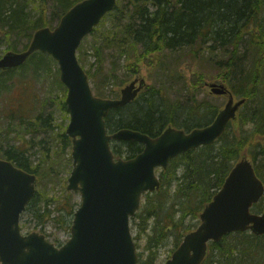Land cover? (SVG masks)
<instances>
[{
  "label": "trees",
  "instance_id": "trees-1",
  "mask_svg": "<svg viewBox=\"0 0 264 264\" xmlns=\"http://www.w3.org/2000/svg\"><path fill=\"white\" fill-rule=\"evenodd\" d=\"M78 2L81 0H52L50 3L48 0H0V46L7 41V50L14 49L12 38L16 36L28 40L27 47L37 29L54 27ZM117 2L116 9L108 13L92 33L98 63L95 70L86 71L98 95L108 97L113 92H107L104 88L108 80L115 76L114 69H106V53L127 60L133 58L134 62L129 63L128 67L137 71V61L142 57L166 50H188L195 57L202 55L206 58L207 66L212 67L199 71L200 79L222 78V83L235 97L246 98L237 119L229 124L221 138L212 145L191 149L172 159L167 170L160 173L161 187L144 195L143 205L132 220L144 217L143 222L146 223L147 219L155 217L156 225L148 236L149 253L146 257L139 254L141 258L138 261L141 264H155L157 247L164 238L174 235L177 238L176 245L181 243L184 231H190L185 225L187 218H199L203 207L220 190L240 157L250 156L257 175L264 180V0ZM31 4L38 12L37 17L27 11ZM109 17L110 27L101 31ZM97 31H101L100 35L95 34ZM52 59L51 55L38 51L24 65L0 71V101L3 109L0 116L4 118L7 113L9 127L15 125L11 119H19L18 125L25 129L23 132L37 126L42 128L49 121L38 115L27 121L23 115H17L9 100L11 97L6 95L28 76L38 75L39 70ZM79 60L84 67L80 56ZM61 85L65 87L64 83ZM190 100V106L182 109L166 91L153 86L130 104L111 110L107 127L110 131L133 128L155 137L169 124L186 130L209 125L220 111L219 105L212 102L198 100L193 96ZM62 106L67 110L64 101ZM182 114L185 116L182 117ZM58 138L62 143L72 146V139L66 131L59 133ZM20 142L7 149L0 145V157L35 173L40 182L49 167L41 163L35 165L26 153L25 144ZM112 149L116 157L124 154L127 159H132L144 150L141 143L133 140L119 143L113 141ZM44 162L48 161L44 159ZM179 167L182 172L178 176ZM175 180L178 183H174ZM173 185L177 186L171 191ZM260 206L256 204L254 211H264ZM27 209L42 224L57 218L68 222L67 216L75 212V207L71 205L67 213L54 216L48 207V197L42 190L37 191ZM143 227L147 229L146 225ZM229 235L209 245L211 253L203 264H255V254L264 251L261 242L264 236L245 232Z\"/></svg>",
  "mask_w": 264,
  "mask_h": 264
},
{
  "label": "water",
  "instance_id": "water-1",
  "mask_svg": "<svg viewBox=\"0 0 264 264\" xmlns=\"http://www.w3.org/2000/svg\"><path fill=\"white\" fill-rule=\"evenodd\" d=\"M116 6L117 0H81L63 15L55 29H38L27 49L7 51L0 58L3 71L25 64L38 50L58 61L71 117L67 134L73 143L74 164L67 189L81 195L71 236L64 245L57 246L39 231L23 234L21 216L36 194L38 176L0 158L1 264H138L131 218L140 209L143 195L161 187L156 169H167L179 154L211 145L222 137L246 101L236 100L224 83L209 82L212 93L228 97L211 124L189 132L170 125L155 137L133 128L109 132V112L135 100L144 80L139 86L138 78L131 81L121 89L119 98L96 96L77 53L85 36ZM112 140L137 141L144 150L132 159H116ZM263 195L264 182L253 162L242 158L203 208L200 225L184 235L166 264H202L208 244L231 232L264 234V212L251 211Z\"/></svg>",
  "mask_w": 264,
  "mask_h": 264
},
{
  "label": "rangeland",
  "instance_id": "rangeland-1",
  "mask_svg": "<svg viewBox=\"0 0 264 264\" xmlns=\"http://www.w3.org/2000/svg\"><path fill=\"white\" fill-rule=\"evenodd\" d=\"M52 0H48L50 3ZM31 16L37 17L38 12L36 8L31 4L27 9ZM58 22L54 25L56 26ZM105 27H102L101 31H105L110 27V17L105 22ZM101 31H97L95 34L100 35ZM99 37V36H98ZM14 49H8L12 51L24 50L28 43V40L13 37ZM8 42L4 41L0 46V58H2L7 50ZM95 37L93 34L86 36L81 46L79 47L78 57L83 60L84 67L87 70H95L98 60L95 56ZM82 52V53H81ZM109 53V52H108ZM106 69H114L115 76L108 80L105 85V91H113L108 97L119 98L121 95L120 89L129 84L132 79L136 77H142L146 80V86L142 90V93L148 92L153 86L160 88L168 93L173 101H177L182 109L190 106L193 96L198 100H206L219 105L220 109L228 101L226 96H217L211 92V88L208 87L209 82H223L222 78H202L199 77V71L207 68L206 58L202 55L195 57L190 51H163V53H153L150 56L142 57L137 61V71L129 69L128 64L134 62L133 58L114 57L106 53ZM92 65V66H91ZM212 68L211 66H209ZM128 69L131 71L128 72ZM209 70V69H208ZM205 70V71H208ZM59 64L54 59L50 60V63L39 70V74L36 76H28L25 81L19 82L14 91H11L6 96H10L9 100L12 101V107L16 109L17 115L21 114L28 121L35 119V116H42L45 119H49L45 122L42 128L37 126L36 128H30V130L23 132L18 125L19 119H11L15 125L8 126L7 120L9 117L7 113L4 118L0 116V145H3V149L9 148L10 145H19L22 141L27 149V155L33 160L34 164H42V166L49 167L48 172L45 173L43 180L38 182V190L44 191L48 197V207L53 211V215L57 216L63 212H68L71 209V205L75 207V211L81 202L80 192H70L67 189L68 179L73 169L72 158V146H68L62 143L59 133L67 130V126L70 122L68 111L62 106L63 101L67 97L66 88L59 83L60 73ZM212 71V70H209ZM20 78V77H19ZM198 78L200 79L197 82ZM61 82V81H60ZM94 93L97 94L96 91ZM235 99H239L235 97ZM1 107V101H0ZM1 114H3L2 107L0 108ZM7 116V117H6ZM49 116H52L51 118ZM185 115L182 114V117ZM8 127V129H7ZM58 138V139H57ZM263 140V138H262ZM117 143V142H116ZM119 143V142H118ZM45 153V154H44ZM247 154V153H246ZM122 157H125L122 154ZM46 159L48 162H44ZM163 170L158 169V174ZM182 172L181 167L178 168V176ZM178 180H175L177 182ZM178 183V182H177ZM173 185L171 191L174 190ZM72 197H71V196ZM144 202V198H143ZM261 208H264V196L259 202ZM66 208V210L64 209ZM255 208L252 209L254 211ZM259 213L258 211H254ZM260 212H263L260 209ZM73 216H67L68 222H62L58 218L51 219L42 224L40 220L32 216L30 210L23 213L21 217V229L23 233H31L34 231H40L45 234L49 241L54 242L57 246L64 244L69 240L71 236V230L69 226L73 222ZM144 217H139L135 221H131V227L133 229V236L136 240L138 253L142 257H146L149 253L147 249L148 236L153 232L154 225H156L155 217L147 219L146 223L143 222ZM199 218L188 217L186 220L187 229L193 230L199 225ZM144 225L147 229H144ZM187 231H184L186 233ZM235 234V233H234ZM264 236V235H263ZM229 238L230 237L229 235ZM182 241V240H181ZM264 245V238L261 240ZM177 238L174 235L165 237L160 246L157 247V258L155 264H166L171 258V255L175 251ZM211 253V252H210ZM141 256H139V259ZM139 264H141L139 262ZM255 264H264V251L255 254Z\"/></svg>",
  "mask_w": 264,
  "mask_h": 264
}]
</instances>
